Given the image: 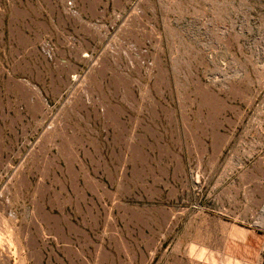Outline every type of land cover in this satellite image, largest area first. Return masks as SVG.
Here are the masks:
<instances>
[{
  "label": "rangeland",
  "instance_id": "obj_1",
  "mask_svg": "<svg viewBox=\"0 0 264 264\" xmlns=\"http://www.w3.org/2000/svg\"><path fill=\"white\" fill-rule=\"evenodd\" d=\"M263 222L264 0H0V264H264Z\"/></svg>",
  "mask_w": 264,
  "mask_h": 264
},
{
  "label": "crops",
  "instance_id": "obj_2",
  "mask_svg": "<svg viewBox=\"0 0 264 264\" xmlns=\"http://www.w3.org/2000/svg\"><path fill=\"white\" fill-rule=\"evenodd\" d=\"M264 227V226H263ZM260 232V236L257 237V236H254L252 233L253 232ZM253 237H257V239L260 240L261 242V247H263L264 249V229H259L257 227H252V228H248L247 229V235H246V238H245V242L246 243H249L250 245L252 244V239ZM248 260V261H247ZM250 261V264H254L252 263V261L250 259H246V262H249ZM249 264V263H248Z\"/></svg>",
  "mask_w": 264,
  "mask_h": 264
},
{
  "label": "bare ground",
  "instance_id": "obj_3",
  "mask_svg": "<svg viewBox=\"0 0 264 264\" xmlns=\"http://www.w3.org/2000/svg\"><path fill=\"white\" fill-rule=\"evenodd\" d=\"M261 224H264V222H263V223H261Z\"/></svg>",
  "mask_w": 264,
  "mask_h": 264
}]
</instances>
